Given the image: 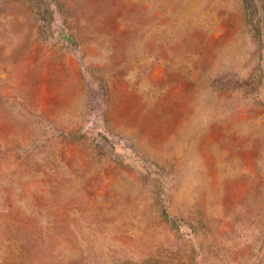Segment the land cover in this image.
I'll use <instances>...</instances> for the list:
<instances>
[{
  "label": "rangeland",
  "instance_id": "1",
  "mask_svg": "<svg viewBox=\"0 0 264 264\" xmlns=\"http://www.w3.org/2000/svg\"><path fill=\"white\" fill-rule=\"evenodd\" d=\"M0 264H264V0H0Z\"/></svg>",
  "mask_w": 264,
  "mask_h": 264
},
{
  "label": "trees",
  "instance_id": "2",
  "mask_svg": "<svg viewBox=\"0 0 264 264\" xmlns=\"http://www.w3.org/2000/svg\"><path fill=\"white\" fill-rule=\"evenodd\" d=\"M64 35H66V33Z\"/></svg>",
  "mask_w": 264,
  "mask_h": 264
}]
</instances>
